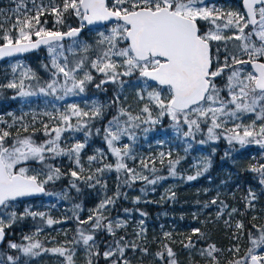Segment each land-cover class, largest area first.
<instances>
[{
	"label": "snow or ice",
	"instance_id": "snow-or-ice-1",
	"mask_svg": "<svg viewBox=\"0 0 264 264\" xmlns=\"http://www.w3.org/2000/svg\"><path fill=\"white\" fill-rule=\"evenodd\" d=\"M28 2L16 0V9L10 10L11 16L0 13L4 17L0 20V59L47 46L50 65H44V68L50 72V78L41 85L36 74L28 69L20 73L18 82L10 80L0 88L15 89L17 96L22 98L52 97L47 103L53 110L40 115L55 123L40 121L48 139L37 143L33 135L22 134L27 133L30 126L24 119L27 113L21 116L8 113L13 117L11 124L0 117V124L6 125L0 127V241L5 238V228L18 219L40 217L48 226L63 222L46 216L45 212L32 211L30 207H25L19 215L15 211L16 203L27 197L43 194L67 198L66 193L62 195L45 189V185L65 174L49 162L60 156H67L76 165V170H70V176L74 178L70 186L77 191V180L87 182L89 187H106L98 174L113 170L124 173L125 185L137 180L156 185L167 179L156 175L155 159L139 160L140 168L150 172L152 178L129 167L126 162L137 160L133 151L137 132L146 135L164 119L170 121L177 137L195 139L197 133H202L206 134V139L199 140L200 144L224 138L230 145L241 148L256 145L264 153V0H241L243 11L224 10L212 0H30V8ZM45 15L55 17L58 25L65 23L66 16H72L79 26H69L67 31L49 30L45 27L47 21H42ZM6 24L10 26L5 27ZM86 28L94 33L91 42L79 39ZM66 38L72 40L67 49L63 43ZM66 51L75 57L72 61ZM18 67L22 65L14 66V73ZM97 74L100 79L95 83ZM25 79L37 80L36 90H26ZM93 83L103 91H106L104 85L115 86L116 94L109 104L93 100L87 110L77 103L66 104L62 110L57 106L58 101L81 96ZM31 88L32 85H28V89ZM128 89L132 90L139 105L136 113L130 104H126L128 97L124 93ZM84 103L87 107L88 102ZM113 106L117 111L103 128V139L115 162L104 163L106 154L97 149L101 166L94 170L89 167L91 174L83 176L81 152L86 147V140L63 147L62 134L83 132L87 138L91 135V122L102 118L106 107ZM36 116H32L34 131ZM13 127H16L15 134L10 130ZM95 131L97 135L101 133L99 128ZM124 139L133 143H120ZM164 142L158 140L157 144ZM187 150L185 148V152ZM165 157L168 158L169 175L175 177L180 158L173 160L171 151H161V164ZM87 160L92 165L98 157L91 155ZM32 163L39 165V169L30 167ZM209 163L205 158L203 171H207ZM248 171L256 173L259 184L264 186V162L253 163ZM201 174L197 171L186 179L193 181ZM116 195L118 197L119 192ZM174 197L175 193H171L169 198ZM257 199V194L249 189L243 197L245 208L255 209ZM114 203L113 197L105 196L90 210L86 219H81L75 211L81 206H74L71 218L78 226L76 237L66 242L71 247L47 248L39 241L27 245L9 242L8 247L27 257L51 254L62 258L61 264H75L77 248L83 246L86 264H97L101 257L105 264H131L127 251L147 255L148 249L126 236L116 238L117 230L125 228L126 221L112 220L104 215L108 206ZM210 203L217 204V199ZM208 206L206 203L205 207ZM227 207L221 202L217 219ZM238 211L231 208L229 219L224 221L226 226H231V217ZM257 219V216L252 217L253 221ZM139 223L141 228L137 236L144 232V221ZM245 227L243 221H237V232L232 238L239 240L245 234ZM99 232L113 237L111 242H104L103 251L96 240ZM246 234L248 247L243 252L239 244L229 247L227 252L231 259L226 264H264V225L252 223ZM192 235L204 237L199 228H193ZM164 236L171 239V233L166 232ZM24 239L31 241L32 237L25 236ZM181 243L185 249H196L197 242L191 235ZM197 251L208 264H220L219 253L225 250L208 244ZM155 256L164 264H178L176 253L168 244H164L163 250L157 251ZM6 260L8 264H17L19 257L8 255ZM0 264H5V260L0 259Z\"/></svg>",
	"mask_w": 264,
	"mask_h": 264
},
{
	"label": "trees",
	"instance_id": "trees-1",
	"mask_svg": "<svg viewBox=\"0 0 264 264\" xmlns=\"http://www.w3.org/2000/svg\"><path fill=\"white\" fill-rule=\"evenodd\" d=\"M11 1L16 0H0V8L7 7L11 5ZM46 2V0H45ZM31 4L30 0L27 3L28 5ZM242 11V9L240 8ZM0 20L1 17H0ZM46 20L47 24L45 27H47L49 30H60V31H67L68 27H78V21L72 17V16H66L65 17V23L63 25H58L55 23V17L50 15H45L42 17V21ZM10 24H6L5 27H9ZM85 37V33L81 36ZM86 38V37H85ZM64 45L69 44L70 42L65 41L63 42ZM67 49V48H66ZM65 54L68 56L69 61H72L75 57L70 52H65ZM29 61L31 62V65L34 66V68L39 72L38 78H39V84H43V79H48L50 77V72L46 71L44 68V65H50V57L49 53L47 51V48L42 49L38 53L28 55ZM99 75H96V81L95 83L99 82ZM2 80V81H1ZM3 73L0 75V85H3ZM38 81L37 80H27L25 83L26 89H28V85H32L31 89L28 90H36ZM95 83L89 84L86 88L85 95L87 97H92L96 95L101 101H103L106 104H109L111 98L116 94L115 86L112 84L104 85V88L106 91L97 89L95 87ZM125 94V93H124ZM13 97H16L15 99ZM132 96H128V100L126 101V104L131 105V110L133 113H136L139 109V105L136 104L135 101L130 100ZM50 98V97H48ZM22 97H18L16 94L15 89H8V88H0V104L2 105V108L0 110V114L4 115L3 119L8 122V124L12 123V117L8 115V113L18 111L17 109L20 107V105L23 104ZM39 99H42L41 97ZM70 101L69 99H66V101H61L60 103H66ZM33 102V101H32ZM116 107H106L104 109V115L102 118L96 119L91 122V135L87 138L85 137L83 132H65L67 136H69L71 133L74 134V136L67 138L68 142L64 143V140L61 138V143L63 147H70L72 144H74L77 141L84 142L86 140V147L83 149V155L85 156L86 153H93V150L97 146H103V140H101L102 137V129L104 128L105 122H108L112 118L113 115L116 114ZM25 122H27L29 126V130L27 133H22L23 135H33V139L36 140L37 143L43 142L44 140L48 139L44 135L43 127L40 121H44L50 124L54 125V121H50L47 116H41L36 119V123L34 125L35 131L32 126V114L28 113V115H25ZM75 122V121H73ZM0 127H6V125L0 124ZM16 127H19L17 125ZM16 127L11 128L10 130L15 134ZM163 127H166V130L169 132L170 130V121L167 119L163 120ZM101 129V133L99 135L95 134V129ZM22 131V129H21ZM189 141V144H191V147L185 152V150H180L177 153H173L171 159L175 160L177 158H182V163L176 165V172L177 175L175 177L169 175L168 171V158H165L164 165L158 166V171L156 175H161L167 177V180H161L156 184V194H152L151 192L147 191V188L144 186L142 188H138V184L136 183H130V185L123 184L124 173L118 174L117 172L109 173L110 171H106L101 176H103L102 179H108L112 178V182L109 180V184L114 187L115 182L118 183V185L115 184V187L117 189V192H119V196L114 195L113 198L115 199V203L111 204V210L113 212L114 217L124 215L126 220V227L122 229H118L116 233V238L123 235L126 236V238L130 241L135 240L136 234L131 229L132 221L126 219V214L124 209L129 210H135L132 214H134V217L136 215L145 213L146 215H143L145 219L152 223V225L157 226L159 223H162L163 227H166L165 221L166 218L162 216V212L166 211L169 215L172 216V218L177 219L178 216H180L181 212L186 208H192V205L196 204L194 201L195 196L194 194H181L182 188H179L176 191L175 197L168 199L166 202L165 200L162 202L158 198L159 192L163 189L164 184L171 182L174 180V178L178 179L180 175H184L187 172L191 170H186V168L189 167L190 164H192L195 161V155L199 152V147H196V140L201 138H187ZM218 148L213 151L212 149H208L209 155L207 156L208 161H210L209 166L207 168V171H202V178L201 181L203 183H207V180L210 179L212 183H218L222 177L226 175V173L229 171L237 179V183L240 186L241 192H242V198L240 202V209L243 213L241 215V219L245 224V234L243 239L245 241L240 242L239 240H234L233 233L237 232L232 229V227H229L228 229H225L224 227H221L219 229L214 230L215 225V218L207 217V216H201L199 219L194 221L195 228H199L201 232L204 234L203 238H200L199 235H191L193 241H196V249L204 248L208 244H215L218 248L224 249L225 251L219 253V259L220 264H226L227 260L231 259V255L227 252V249L234 244H239L241 246V252L245 251L248 247V240H247V229L251 227L252 223L264 224V218L263 219H257L255 221L252 220L250 214V209L245 208V201L243 200V197L247 196L248 190L252 189L258 196V199L255 201L256 204L259 205V213L264 217V186H261L258 181V177L256 173L248 171V168L250 165L256 162H264V153L261 152V149L256 145H251L245 148H241L239 145H230L227 143L223 138H221L217 143ZM183 156L181 157L180 154ZM225 153H228V155H225ZM114 161V160H113ZM113 161H104V163H113ZM50 163L58 166L61 168L62 173H65L61 176L59 180H56L55 182H50L47 185H45V188L48 192L57 193V194H65L66 193V199H60L58 196L52 195L50 200V203L55 205V207L52 208V210L55 211V213H52V216L55 214H58L57 211L59 208L63 210V212L66 215L67 221L63 224L64 226L70 227L69 237L70 239H73L77 235V221L71 217H73L74 213V206L79 204L81 207L79 210H75L78 212V215L81 219H86L89 215V209H93L95 206L96 201V195L105 188L102 187V185H96V187H89L88 183L83 180H77L76 184L79 188V191H77L75 188H72L70 186L71 181L74 179L70 176V170H76V165L71 161L67 156H60L56 158L55 160L49 161ZM34 166L35 168L39 169V165L32 163L30 164ZM101 166V165H100ZM99 167V166H97ZM91 174L89 171H84L82 173L83 176H87ZM99 175V174H98ZM118 176L120 179H118ZM43 178V177H41ZM101 180V179H100ZM94 183V181H93ZM143 191L146 193L145 197L146 199L143 201H138L133 198V196L126 197V192L128 190L131 191V194L133 192ZM116 192V194H117ZM47 196V195H46ZM46 197L40 199V200H32L28 201L29 204H32L31 210L37 211V212H45L46 216H51V213L49 211V208L46 207ZM165 202V203H164ZM34 204V205H33ZM20 214V213H19ZM18 214V215H19ZM183 220L187 221V218H182ZM46 224V221L41 219L40 217L32 218V217H25L23 219H18L16 222L12 223L11 227L7 230V239L6 243L2 246L1 251L6 255H13L16 257H19V250H14L7 248L9 242L15 241L17 244H21L22 241L19 240L20 236L21 239H23L25 236L34 235L36 233L37 228L43 227ZM214 230L215 232L210 233L211 230ZM11 231L15 232V235L20 236H13L11 237L10 233ZM154 232H152L151 228H148L147 230V241L145 244L144 240L134 241L136 244L140 245L142 248L148 249V254L145 255L144 253L140 251H127L126 255L127 258L131 261V264H155L153 258L157 251L163 250V245L168 244L170 247H172L173 251L176 253V259L178 261V264H208V260L205 257H199L195 256L193 258L186 257V254L182 253L183 244H174L170 241H165L163 244H159L158 240L160 238L154 239ZM39 236V237H38ZM37 237L39 239H42L44 243L47 242L49 238H53V231H50V233L46 234H40ZM61 236H58L60 238ZM113 237L108 235L106 232H99L96 235L97 243L100 245V250H104V242H111ZM60 240L63 242L64 246L66 247L67 244L66 240L62 237ZM186 242V239L184 240ZM71 246V245H70ZM79 251L76 253L75 256V262L76 264H86V262H81V257L83 255L84 249L82 247H78ZM180 258H182L180 260ZM8 264V262H7ZM97 264H105V261L101 257Z\"/></svg>",
	"mask_w": 264,
	"mask_h": 264
},
{
	"label": "rangeland",
	"instance_id": "rangeland-1",
	"mask_svg": "<svg viewBox=\"0 0 264 264\" xmlns=\"http://www.w3.org/2000/svg\"><path fill=\"white\" fill-rule=\"evenodd\" d=\"M212 2H214L215 4H217L218 6L222 7L224 10H233V11H241L240 8L242 7V5L238 2V1H227L225 3L219 2L216 0H212ZM28 7H31V4L28 5ZM16 9V1H11V5L7 6V7H1L0 8V13H4L8 16L12 15V11H14ZM242 9V8H241ZM12 10V11H10ZM1 19H4L3 16H0ZM94 36V33H90L89 30H86L85 32V37H79L80 40H84V41H89L91 42L92 37ZM70 42L69 44L65 45V49L68 48L70 45H72V41H68ZM50 57V56H49ZM17 64L22 65V67H18L16 72H13V67L16 66ZM28 69H31L32 72H34L36 74V76H38L39 72L34 68L33 65H31V62L29 61V58L25 57L23 59H13V60H8L6 62H3L0 64V75L3 73V77H4V82L3 84L8 83L10 80H16L17 82L19 81L20 77V73L22 71H26ZM50 78V77H49ZM48 78V79H49ZM46 78L43 79V83L44 81L48 80ZM29 80H33V79H25V83L26 81ZM2 81V80H1ZM28 90V89H26ZM125 95L128 96H132L130 100L135 101L134 99V93L132 92L131 89H128L125 91ZM42 99H39V98ZM66 99H69L70 101L61 104V101L56 102L57 106L61 108V110L63 109L64 106H66V104L69 103H77L80 105V107L85 108V110L88 109V107L91 106V102L93 100H95L97 103L99 104H103V105H107L106 103H104L103 101H101L96 95L92 96V97H87L84 94H82L81 96H71L68 97ZM52 100V97L48 98V97H44L42 95H37V96H32V97H26L23 99V104L20 105V107L17 109L18 111H14L11 112L14 114V116H21L24 115L25 113H31L32 116L33 114H37L36 119L43 115H40V113H43L44 111H52V106L51 104H48L47 101ZM33 101V102H32ZM84 101L88 102V105L86 107ZM136 102V101H135ZM137 104V102H136ZM2 108V105L0 104V110ZM4 115L0 114V117H3ZM4 118V117H3ZM25 118V117H24ZM13 119V117H12ZM107 125V122H105L104 127ZM229 127H231V125H229ZM96 130V129H95ZM96 134V131H95ZM74 136L73 133H71L69 136H67L65 133L62 134V139L64 140V143L68 142L67 138H70ZM102 137H103V129H102ZM195 138H201V139H206V134H202V133H197ZM200 139V140H201ZM101 140H103V146H97L94 150L93 153H86V155H83V151L81 152V163L84 166L85 171H88L89 167H91L93 170L97 167L100 166L101 163L100 161V155L97 152V149H100L103 153L106 154V158L104 159V161H113V163L115 162V157H113L111 155V153L109 152L108 148H107V144L104 141V139L102 138ZM158 140H163L165 141L162 145L157 144ZM220 140V139H219ZM215 142H208L205 144H200L198 143L199 139L196 140V147H199V152L198 154L195 155V161L189 165L188 168H186V170H191L189 172H187L184 175H180L178 179L174 178L173 181L168 182L166 184H164L163 189L159 192L158 194V198L160 201H164L165 202L170 199V195L171 193H175L179 188H182L181 194H194L195 199L194 201L196 202V204L192 205V208H186L184 209L180 216L177 217V219L172 218L171 215H169L166 211L162 212V216L164 218H166V221L164 222L166 227L162 226V223H159L157 226L152 225L151 222L147 221L145 219V217H143L141 214L138 213V215H136V217H134V214H132L133 212H135V210H130L129 212H125L126 214V219L132 221L131 224V229L132 231L136 234L137 232L140 231L141 225H140V221L143 220L144 224H143V228H144V232L141 236H137L134 241H139V240H144V243H146L147 241V230L148 228H151L152 232H154V239L160 238L158 240L159 244H163V242L165 241H170L172 243H178L180 244L181 241H184L186 239L187 236L192 235V229L195 228V223L194 221H196L197 219H199V217H203V216H207V217H212L215 218V225H214V230L215 229H219L221 227H224L225 229H228L229 227H232L233 230L237 231V229L235 228V224L237 221H242L241 219V209H240V202H241V198H242V192L240 189L239 184L237 183V179L235 177H233V175L231 174V172H227L226 175L224 177H222V179H220L218 181V183H212L210 179L207 180V183H203L201 181L202 178V174L199 175L197 177V179L193 180V181H188L186 179V177L188 175H195L197 171H203V162L205 160V158H207V156L209 155L208 149H212L215 150L218 148L217 143L218 141ZM223 140H225L227 143L228 141L226 139L223 138ZM120 143H133L131 141H128L127 139L122 140ZM189 145V141L188 139H185L183 137H177V135L175 134L174 130L170 127L169 132L166 130V127H163V121L160 124H157L155 126H153V130L148 132L146 135L142 132V131H138L137 132V140L133 143V151L137 156V160L133 161V160H127V164L129 167L132 168H136L138 171H143V173L145 175H149L150 178H152V174L150 172H148L147 170H143L140 168L139 165V160L141 158L143 159H155V167L158 170V166H162L164 165L160 163V158H159V153L161 151L167 153L169 151L173 153H177L180 150H185V148H188ZM180 154V153H179ZM91 155H96L98 157V161L97 162H93L92 165H89L87 157L91 156ZM181 157H183L180 154ZM167 158V157H165ZM165 160V159H164ZM182 158L180 159V163H182ZM165 162V161H164ZM74 163V162H73ZM32 168H35L32 165H29ZM149 167H152V165H149ZM37 169V168H36ZM38 170V169H37ZM115 172L110 171L109 173ZM122 173V172H121ZM120 174V173H118ZM98 178L101 179L102 184L106 183V187H104L105 189L102 190L96 195V201H95V206L93 207L96 208V206L99 204V202L105 198V196L107 197H113L114 195H116L117 189L115 187V184L118 185V183L115 182L114 187H112L108 182L109 180L112 182L113 185V180L112 178H108V179H102L103 176H101V174L98 175ZM167 180V179H166ZM133 183L138 184V188H142V187H146L148 192H151L152 194H156V185H149L147 184L145 181L142 180H137ZM129 186V185H128ZM146 193L144 191H138V192H133V194H131V191L128 190L126 192V197H130L133 196V198H135L137 200V197L139 198V201L141 200H145ZM57 197V195H54ZM46 207L49 208V211L51 213V218H53L54 220H59V221H63L61 223H56L53 224L52 226H48L47 224H45L43 227H39L36 230V233L34 235H29L30 237H32V240H26V239H21L20 235H15L14 231H11L10 235L11 237L15 236H20V239L22 241V243L20 245H27L29 243L32 242H36L39 241L40 243H42L44 245V247L47 248H51V247H56V246H60V245H64L63 242L60 240V238L62 237L63 239H65L66 241H71L72 239H70L69 237V232H70V227L68 226H64L63 224L67 221L66 215L63 212V210L61 208L58 209L57 213L54 216H52V213H55L54 210H52L53 208V204L50 203V198L49 196H46ZM213 199H217V204L212 205L210 202ZM164 202V203H165ZM221 202H223V204H226L228 207L224 210V214L217 219V212L219 211L220 207H221ZM208 204V207H205V204ZM34 205V204H33ZM25 207H32V204H29V202H17L15 205V211L19 214L22 213L24 211ZM231 208H237L239 211L235 214H233V216L231 217L230 220V224L231 226H226L224 221L228 220V212L231 210ZM89 209V213H90ZM259 211V205L256 204L255 202V209H250V216L251 218L253 216H257L258 219H263L264 217L258 212ZM104 215L107 216L109 219L112 220H116V219H120L123 221L125 220L124 215H120L117 217H114L115 214H113L112 210H111V206L109 205L107 210H105ZM182 218H187V221L183 220ZM12 225V224H11ZM264 225V224H263ZM9 227H6L5 230H8ZM38 229H41L42 231L38 232ZM213 229L210 231V233L215 232ZM50 231H53V238H49L47 240L46 243H44L42 241V239H39L38 235L43 234V233H50ZM171 233V239L165 238L164 233ZM38 236V237H37ZM58 236H61L60 238H58ZM244 235L241 236V238L239 239L240 242L245 241L243 239ZM11 242H15L14 240ZM16 243V242H15ZM66 247H71L70 245H67ZM82 247L83 246H79ZM0 247V259H4L5 260V264H7V260L5 258V254L3 253V251H1ZM9 248V247H7ZM201 249V248H199ZM182 253L186 254V257L188 258H193L195 256H199L198 253V249H192L191 251L188 249H183L182 248ZM79 251V248H77L76 253ZM8 255H6L7 257ZM182 258H180L181 260ZM87 260V254L85 251H83V255L81 257V262H86ZM155 264H164L163 261L159 260L155 255L153 258ZM62 258L58 257V256H54L51 254H43L39 257H27L25 256L22 252L19 251V260L17 261V264H61ZM76 264V262H75Z\"/></svg>",
	"mask_w": 264,
	"mask_h": 264
},
{
	"label": "water",
	"instance_id": "water-1",
	"mask_svg": "<svg viewBox=\"0 0 264 264\" xmlns=\"http://www.w3.org/2000/svg\"><path fill=\"white\" fill-rule=\"evenodd\" d=\"M86 29H87V28H86ZM87 30H88V29H87ZM84 31H85V29H84ZM84 31L81 33L80 37L84 34ZM65 41H72V40H71L70 38H66ZM65 41H64V42H65ZM44 48H47V46L42 45V46H41L40 48H38V49H33V50H30V51L25 52V53L16 54V55H14V56H12V57H5V58H3V59H0V64L3 63V62H6V61H8V60H13V59H23V58L27 57L28 55L38 53L39 51H41V50L44 49ZM43 197H45V195L40 194V195H36V196H32V197L24 198V199H22L21 201L38 200V199H41V198H43ZM6 235H7V234H6V231H5V238H4L3 241H0V247H1V246L5 243V241H6Z\"/></svg>",
	"mask_w": 264,
	"mask_h": 264
},
{
	"label": "flooded vegetation",
	"instance_id": "flooded-vegetation-1",
	"mask_svg": "<svg viewBox=\"0 0 264 264\" xmlns=\"http://www.w3.org/2000/svg\"><path fill=\"white\" fill-rule=\"evenodd\" d=\"M217 1L222 2V3H225V2H227V1H238V2L242 5L241 0H216V2H217ZM241 8H242V7H241ZM242 11H243V9H242Z\"/></svg>",
	"mask_w": 264,
	"mask_h": 264
}]
</instances>
